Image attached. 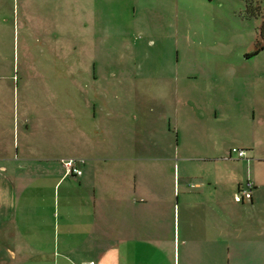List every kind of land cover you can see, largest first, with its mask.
Here are the masks:
<instances>
[{
    "label": "crops",
    "instance_id": "1",
    "mask_svg": "<svg viewBox=\"0 0 264 264\" xmlns=\"http://www.w3.org/2000/svg\"><path fill=\"white\" fill-rule=\"evenodd\" d=\"M102 2L0 0V264H264V134L238 143L244 158L232 159L230 149L199 155L196 145L181 144L165 111L102 109L95 89L86 109L54 108L48 54L62 46L55 24L63 30L59 20L76 6L78 33L99 35ZM21 46L36 54L26 79ZM263 57L264 49L246 56L256 61L249 86L225 78L228 129L238 94L249 104L248 126L264 133ZM92 79L85 85L95 84V73ZM139 123L149 130L137 140L131 130ZM53 133L61 134L57 149L46 143ZM70 160L80 175L68 171ZM249 180L251 198L237 202Z\"/></svg>",
    "mask_w": 264,
    "mask_h": 264
},
{
    "label": "rangeland",
    "instance_id": "2",
    "mask_svg": "<svg viewBox=\"0 0 264 264\" xmlns=\"http://www.w3.org/2000/svg\"><path fill=\"white\" fill-rule=\"evenodd\" d=\"M147 7L153 9L150 15ZM244 8V0H179L173 9L163 3L103 0L100 31L94 36L88 30L82 36L78 33L79 21L69 10L68 20H59L63 30L55 24V37H60L62 46L55 45L52 55L48 54L53 64L54 108L83 109L93 103L88 99L95 89L103 96L96 102L102 109L165 111L172 116V128L180 131L181 144L196 145L199 155L226 154L253 134L261 138L262 127L253 133L254 128L248 126L252 117L243 95L237 94L231 129L226 126L225 78L231 76L240 87L253 83L250 76L256 61L245 60L247 51L255 50L259 20L244 18ZM67 36L71 40L68 52ZM79 43L84 46L72 50L71 45ZM18 53L20 73L26 79L36 54L22 46ZM94 73L97 81L86 86L85 82L93 83ZM115 94L119 99L114 100ZM132 127L137 140L145 139L147 124ZM150 128L154 138L161 136L158 125L150 124ZM60 138L61 134H49L46 143L57 149ZM235 171L240 174L242 169Z\"/></svg>",
    "mask_w": 264,
    "mask_h": 264
},
{
    "label": "trees",
    "instance_id": "3",
    "mask_svg": "<svg viewBox=\"0 0 264 264\" xmlns=\"http://www.w3.org/2000/svg\"><path fill=\"white\" fill-rule=\"evenodd\" d=\"M244 1H245V8H244L243 17L246 19H252V18L261 19V23L257 30L258 39L256 41L255 50L251 54L246 55L247 57H250L255 54H258L264 49V0H244Z\"/></svg>",
    "mask_w": 264,
    "mask_h": 264
},
{
    "label": "built area",
    "instance_id": "4",
    "mask_svg": "<svg viewBox=\"0 0 264 264\" xmlns=\"http://www.w3.org/2000/svg\"><path fill=\"white\" fill-rule=\"evenodd\" d=\"M231 154H236V156L238 158H243L245 157V151L242 149H237V148H233L231 150ZM66 168L68 169V171L72 174L75 175H80L81 172L80 170H78L75 166V164L73 162H67L65 163ZM254 184L252 181H246L244 184H242V186L239 189V193L237 194V197L235 198V200L237 202H241L245 199H250L251 195H252V190H253ZM92 264V263H91Z\"/></svg>",
    "mask_w": 264,
    "mask_h": 264
}]
</instances>
